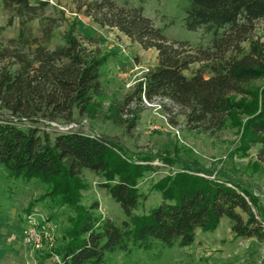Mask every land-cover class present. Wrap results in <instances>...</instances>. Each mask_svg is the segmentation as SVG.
<instances>
[{"label":"trees","instance_id":"16d2710c","mask_svg":"<svg viewBox=\"0 0 264 264\" xmlns=\"http://www.w3.org/2000/svg\"><path fill=\"white\" fill-rule=\"evenodd\" d=\"M188 1L186 28L213 35L212 46L199 47L196 54L189 43L169 40L144 15L143 6H120L116 0L74 3L77 13L99 26L117 29L143 49L158 52L157 65L139 85L140 99L161 101L163 108H167L164 101L171 102L193 130H242L240 150L258 146L257 157L264 164V89L260 104L234 102L245 92L244 85L264 75V41L252 37L256 23L264 20V0ZM2 3L8 25L18 19L20 29L6 44L0 38V168L7 167L11 178L39 179L48 186L39 201L51 197L55 205L74 212L72 226L61 234L59 247L52 249L61 263L52 264H102L108 252L129 250L132 241L145 248H152V239L167 247L176 243L187 247L194 243L198 229L216 230L224 217L230 218L237 238L264 242L258 219L264 217V205L258 196L227 175L217 180L197 175L214 174L202 168L162 178L153 185L161 193L162 204L150 213L135 214L146 198L139 179L154 167L129 162L100 135L80 129L52 133L40 127L96 116L108 56L83 42L74 23L64 35V44L50 49L57 27V20L47 14L50 0ZM35 21L41 24V37L34 34ZM196 64L200 67L187 75ZM243 114L249 117L244 125ZM137 122L138 118L132 119L129 128ZM85 170L105 179L101 186L122 206L129 221L117 225L109 218L98 219V203L81 205L82 192L88 188Z\"/></svg>","mask_w":264,"mask_h":264},{"label":"rangeland","instance_id":"374dc122","mask_svg":"<svg viewBox=\"0 0 264 264\" xmlns=\"http://www.w3.org/2000/svg\"><path fill=\"white\" fill-rule=\"evenodd\" d=\"M116 1L120 6L126 4L134 7L143 6L144 15L152 19L169 40L189 43L188 48H191L194 54L199 53V47L209 49L212 46V34H207L203 30L190 31L186 28L188 0ZM47 14L57 20V27L49 43L50 49L64 44V35L74 23L78 37L91 48L97 46L103 55L108 56V63L102 70L103 89L96 100L98 112L95 117L84 116L66 124L46 122L40 127L53 133L74 124L84 132L100 135L110 141L129 162L154 167L153 171L145 173L139 179V189L146 198L135 214L150 213L162 204L161 193L153 189L155 183L168 175L194 173L191 168L214 171L212 176L197 174L212 180L224 179L223 175H227L250 193L257 195L264 205V164L258 160V146L250 145L248 150L243 148L240 150V145L243 146L242 130L229 128L210 133L200 129L193 130L187 126L182 111L173 107L171 102L164 101L167 108H163L161 101L150 102L144 97L139 98V85L158 63V52L155 49L145 50L119 30L103 28L92 18L77 13L74 0H53ZM8 19L9 15L0 0V28H4L0 38L5 44L9 39L15 38L20 29L18 19H15L11 26L8 25ZM32 27L34 34L41 37L40 22L35 21ZM252 37L264 41V20L256 23ZM243 47L247 49L248 43L243 44ZM199 67V64L193 65L191 70L185 73L191 75ZM263 89L264 75L244 85L245 92L235 96L234 102L255 104L260 101L258 99H261ZM3 114L7 115L5 112ZM135 118H138L137 126L129 128L131 120ZM248 118L245 114L241 116L243 125ZM83 179L88 188L82 192L81 205L89 207L98 203L99 208L95 211V217L98 219L109 218L117 225L129 221L122 206L101 186L105 181L101 175L85 170ZM47 192L48 186L39 179L25 181L11 178L7 167L0 168V207L4 209L7 207L5 212L10 218L17 220V228L20 231L21 227L25 228V215L29 210L39 211L50 220L57 238L58 235L60 238V235L72 226L70 219L74 212L68 206L55 205L51 197L39 201L38 199ZM30 203L34 206L32 207ZM230 228V218L224 217L216 230L198 229L194 243L187 247H182L178 243L173 247H167L160 240L152 239L150 240L153 243L152 248H145L140 246L139 242L132 241L129 250L108 252L102 264H215L220 253L217 251L218 246L225 243L231 246L227 244L232 231ZM59 238L57 247L60 245ZM46 248L44 246L41 249ZM246 248V245L239 247L238 257L222 263L244 261L246 253L248 255L249 252ZM249 250L253 253L254 245ZM210 251H214L212 261H209L207 256ZM51 257L49 256V261L52 264L54 261Z\"/></svg>","mask_w":264,"mask_h":264},{"label":"crops","instance_id":"0c3cea01","mask_svg":"<svg viewBox=\"0 0 264 264\" xmlns=\"http://www.w3.org/2000/svg\"><path fill=\"white\" fill-rule=\"evenodd\" d=\"M17 201L19 202V197ZM31 204L32 203H30V205ZM31 206L33 207L34 205L32 204ZM6 209L0 207V264H51L47 248V250H42L41 248L33 249L26 245L24 242L25 228L21 227L22 230L20 231L17 228V220L10 218L7 212H5ZM16 211L18 214V208ZM230 232L229 240L226 241L227 244H231V246H227L226 243L225 245L218 246L217 251L220 253L217 255L215 264H223L222 262L227 259H234L235 257H238L240 254L239 247H244V245L247 246V252L249 251L248 255L246 253L245 260H235L232 264H264V242H259L255 239L244 240L237 238L232 231ZM253 245L254 252L252 253L249 249ZM212 252L214 251H210L207 254V256H209V261H212ZM251 260L252 262H250ZM248 261L250 263H247Z\"/></svg>","mask_w":264,"mask_h":264},{"label":"built area","instance_id":"2783aa9c","mask_svg":"<svg viewBox=\"0 0 264 264\" xmlns=\"http://www.w3.org/2000/svg\"><path fill=\"white\" fill-rule=\"evenodd\" d=\"M53 3V0H50V4ZM76 125H71L68 127L60 128L57 131L68 132L71 130H77ZM26 225L24 229V242L26 245L30 246L33 249H39L44 246L47 247L48 251L56 246L57 237L53 227L50 225V222L47 220L46 216H43L39 211H32L25 215ZM264 228V217H259ZM52 253V260L56 263H61V258L59 255Z\"/></svg>","mask_w":264,"mask_h":264}]
</instances>
